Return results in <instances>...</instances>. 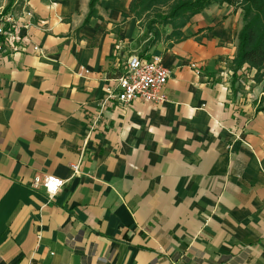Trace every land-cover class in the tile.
<instances>
[{
    "label": "crops",
    "instance_id": "crops-1",
    "mask_svg": "<svg viewBox=\"0 0 264 264\" xmlns=\"http://www.w3.org/2000/svg\"><path fill=\"white\" fill-rule=\"evenodd\" d=\"M130 1L87 18L89 0H0L19 23L0 54V264H264L263 82L230 67L241 10L210 5L142 55ZM135 53L169 70L163 100L104 102ZM36 175L64 183L49 197Z\"/></svg>",
    "mask_w": 264,
    "mask_h": 264
},
{
    "label": "trees",
    "instance_id": "trees-1",
    "mask_svg": "<svg viewBox=\"0 0 264 264\" xmlns=\"http://www.w3.org/2000/svg\"><path fill=\"white\" fill-rule=\"evenodd\" d=\"M97 1L89 0L87 18L95 15ZM222 3L241 10L242 25L236 34V50L230 67L234 71L242 66L254 69V78L258 83L263 82L264 89V0H131L129 10L142 28L138 38L143 42L141 54L163 38L168 46L180 41L184 38L181 29L193 15ZM166 25L170 31L164 34L161 28Z\"/></svg>",
    "mask_w": 264,
    "mask_h": 264
},
{
    "label": "built area",
    "instance_id": "built-area-1",
    "mask_svg": "<svg viewBox=\"0 0 264 264\" xmlns=\"http://www.w3.org/2000/svg\"><path fill=\"white\" fill-rule=\"evenodd\" d=\"M26 15H30V12L26 11ZM18 24L13 13L0 9V54L9 46L11 49L14 48V43L19 40ZM24 26L27 27L28 22ZM32 49L39 51L37 46H33ZM168 76L169 70L162 65L158 55L152 54L149 58H144L136 53L131 54L125 62L123 73L114 77L112 82L104 87L103 101L115 99L123 104L137 98L144 101H162L164 98L162 87ZM71 167L74 172L78 165L73 163ZM63 183L64 180L55 175H36L32 178V185H42L49 197L53 196Z\"/></svg>",
    "mask_w": 264,
    "mask_h": 264
},
{
    "label": "rangeland",
    "instance_id": "rangeland-1",
    "mask_svg": "<svg viewBox=\"0 0 264 264\" xmlns=\"http://www.w3.org/2000/svg\"><path fill=\"white\" fill-rule=\"evenodd\" d=\"M3 11H4V10H3ZM4 12H5V11H4ZM161 30H162L163 33L165 34V33L169 30V26L166 25L164 28H161ZM246 69L250 71V68H246ZM247 70H244V74H243V75H247V76L250 75V74L248 73ZM254 73H255V70H254V72L252 73V76H251V77H252L254 83H258V82L255 80V78H254ZM252 84H253V83H252ZM253 85H254V84H253ZM263 105H264V103L262 102L260 106H263Z\"/></svg>",
    "mask_w": 264,
    "mask_h": 264
}]
</instances>
